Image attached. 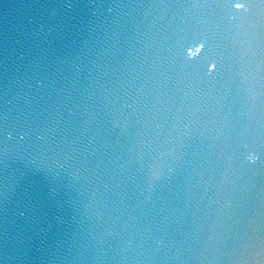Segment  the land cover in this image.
I'll use <instances>...</instances> for the list:
<instances>
[{
	"label": "water",
	"instance_id": "obj_1",
	"mask_svg": "<svg viewBox=\"0 0 264 264\" xmlns=\"http://www.w3.org/2000/svg\"><path fill=\"white\" fill-rule=\"evenodd\" d=\"M122 2L113 14H101L94 0H0V92L6 83L9 121L51 127L45 149L63 164L47 157L33 162L31 144L0 154V264H143L146 257L163 264L166 252L156 256L154 238L171 244L179 232L200 233L194 246L207 242L195 209L169 199L175 192L186 198L188 182L178 179L147 199L140 163L128 155L134 142L105 133L101 121L88 139L99 132L102 148L118 145L109 159L124 167L113 163L100 172L89 165L88 174L76 176L62 151L79 143L85 121L105 105V84L119 95L132 90L124 70L142 63L156 12L139 0ZM104 47H113L111 56ZM237 51L226 90L232 110L244 115L264 108V40L251 52ZM188 55L200 54L189 49ZM102 115L111 118V105ZM166 147L161 140L150 153L159 156ZM249 237L247 225H228L219 264H235Z\"/></svg>",
	"mask_w": 264,
	"mask_h": 264
},
{
	"label": "snow or ice",
	"instance_id": "obj_2",
	"mask_svg": "<svg viewBox=\"0 0 264 264\" xmlns=\"http://www.w3.org/2000/svg\"><path fill=\"white\" fill-rule=\"evenodd\" d=\"M94 3L113 14L124 2ZM138 6L154 9L156 16L142 63L124 70L132 90L125 88L119 95L105 84L104 106L111 105V118L102 115L101 106L85 121L79 143L62 151L80 176L88 174L89 165L100 172L113 163L124 167L109 159L118 145L102 148L99 132L88 139L96 120L105 133L134 142L128 155L140 163L147 199L178 179L187 181L188 196L175 192L169 199L179 198L194 208L207 233L203 247L194 246L200 233L193 238L179 232L177 238L169 237L171 244L154 238L156 256L166 252L163 264H219L217 252L228 225H247V246L257 236L264 239V108L253 106L237 115L226 90L240 55L237 50L251 52L258 39L264 40V0H139ZM189 49L200 54L198 60L188 55ZM112 52L113 47L103 48L105 56ZM39 84L43 87L44 81ZM8 96L5 83L0 92V154L6 158L10 148L48 146L51 127L10 123ZM161 140L167 147L152 156L150 148ZM113 177L114 172L108 175L109 183ZM143 264L160 262L146 257Z\"/></svg>",
	"mask_w": 264,
	"mask_h": 264
},
{
	"label": "clouds",
	"instance_id": "obj_3",
	"mask_svg": "<svg viewBox=\"0 0 264 264\" xmlns=\"http://www.w3.org/2000/svg\"><path fill=\"white\" fill-rule=\"evenodd\" d=\"M99 11L101 14H111L110 9H105L101 6H99ZM34 148L36 151L32 154V157H47L53 164L63 167V164H61V161L58 158L47 155L44 146L37 144L34 145ZM236 264H264V239L257 236L252 245L246 246L243 254L237 258Z\"/></svg>",
	"mask_w": 264,
	"mask_h": 264
}]
</instances>
